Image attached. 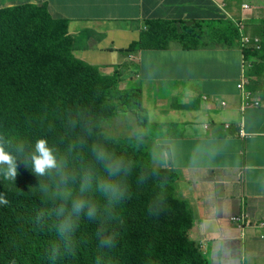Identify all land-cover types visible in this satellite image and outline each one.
I'll list each match as a JSON object with an SVG mask.
<instances>
[{
  "label": "crops",
  "instance_id": "obj_1",
  "mask_svg": "<svg viewBox=\"0 0 264 264\" xmlns=\"http://www.w3.org/2000/svg\"><path fill=\"white\" fill-rule=\"evenodd\" d=\"M21 4L45 5L53 18L66 19L75 58L101 75L118 69L120 86L141 88V131L153 137L141 142L177 169V194L196 218L190 238L209 264H264V227L241 229L229 219L239 212L264 219V101L259 77L249 75L261 105L241 110L242 51L239 41L226 43L237 36L243 4L251 6L246 34L264 35V0H0V9ZM148 20L195 23L198 46L171 41L166 50L121 52L139 41ZM180 87L189 88L186 98Z\"/></svg>",
  "mask_w": 264,
  "mask_h": 264
},
{
  "label": "trees",
  "instance_id": "obj_2",
  "mask_svg": "<svg viewBox=\"0 0 264 264\" xmlns=\"http://www.w3.org/2000/svg\"><path fill=\"white\" fill-rule=\"evenodd\" d=\"M166 24L147 21L142 40L123 52L165 49L163 43L168 40L179 41L184 49L198 46L194 44L199 38L195 23L180 29L176 22H171L172 27ZM260 44L261 49L248 48L243 53L252 62V74L264 77V40ZM118 84L117 75L103 76L96 66L74 58L68 21L52 18L46 6L26 4L0 10V128L12 150L22 155L36 139L45 138L79 167L90 159L91 145L101 142L132 165L126 178L129 197L115 217L82 218L74 251L61 250L55 259H50L56 237L48 202L27 184L0 183V193L8 201L0 205V211L10 209L0 218V225L5 226L0 235L11 238L0 241V264H97L98 257L99 264H208L189 235L195 215L190 202L176 193L178 172L151 166L136 143L126 148L101 131L102 121L117 108L115 100L123 104L136 97L117 93ZM81 138L83 147L69 152ZM24 178L32 181L28 175ZM161 197L162 210L150 215L149 205ZM108 222L112 223L98 236L95 227ZM16 229V235L12 234ZM112 232L113 246L101 249V237Z\"/></svg>",
  "mask_w": 264,
  "mask_h": 264
},
{
  "label": "clouds",
  "instance_id": "obj_3",
  "mask_svg": "<svg viewBox=\"0 0 264 264\" xmlns=\"http://www.w3.org/2000/svg\"><path fill=\"white\" fill-rule=\"evenodd\" d=\"M221 7H223V5H221ZM242 9L244 13L242 20L234 21L235 29L237 32L236 37L238 38H236L235 40L233 38V43H231L230 41L226 43L234 44L236 41H239L240 43V48L242 51V66L244 70L243 72H241L240 78L238 79L239 83L237 87L239 89L242 100L241 110L244 112L248 108L260 106L261 100L253 97V93L249 87L250 77L252 78L254 76V74H252L253 65L247 66V63H249L250 61L246 59L243 52L248 48H254L256 50L261 49L260 42H262L264 38L261 39V37H252L246 34L245 24L243 20H245L250 13L251 6L243 4ZM161 22L167 23L166 25L172 27V24L169 21ZM178 24L180 26V23ZM175 25L177 26V24ZM179 26L178 28L180 29ZM146 30L147 25L144 31ZM70 38L72 39L71 36ZM141 40L142 35L137 42H140ZM171 41L177 40H168L163 43H166L165 49L155 50H166L168 48L169 42ZM132 44L133 43H131L130 45ZM136 50L130 52H123V50H121V52L125 53L126 55L129 54L130 56ZM96 67L99 69L98 66ZM114 74L119 77L118 86H120V70L115 69L114 73H112L111 75H102L113 76ZM260 80H262V82H260ZM255 82L258 83V86L264 87V77H259V79H257ZM258 86L256 87L257 90ZM131 87L132 85H129L127 87V90L122 93H126L128 95L135 94L132 93ZM258 91L263 97L264 101V90L260 89ZM114 104L117 108L112 112L110 117L102 121L103 130L101 131L108 137H111L104 129L105 122L108 121L106 123L117 124L120 118L119 114H122L121 111L125 112L124 107L126 104H129V111L133 115V120H136L138 118L146 119L135 123L136 129L133 131V135H126L124 137H121L120 139L115 140L123 142L126 148L130 143H136L137 146L144 151V144H142L141 142L142 135H144V138L148 139L153 137L151 133L149 134L148 132H146V134L140 133L141 129L145 126V121L147 120V115L143 107L142 99H139L136 95L135 98H130L127 103L119 104L115 100ZM223 104L225 105L226 103ZM117 116L119 117L116 120H110L111 118ZM170 126L172 127V124H170ZM118 129L119 132L124 130V128L122 127H118ZM136 132H138L137 138L134 136ZM240 135L242 137L247 136V132L244 130L243 126L241 128ZM84 144L85 141L83 138H81L74 145H71L68 151L72 152L77 147H83ZM19 151H23V145L20 146ZM16 155L19 154L12 150L9 143L4 139L0 128V183L13 182L19 187H22L23 184H27L29 187L38 189L42 198H44L50 205V215L53 221V229L56 237V240L54 241L53 255L50 257V259H55L56 255L59 254L61 250L65 252L74 251L75 234L78 231L79 223L82 218H87L88 220H97L102 217L114 218L119 206L129 197V188L126 182V178L131 171L132 165L123 156L117 155L115 152L111 151L104 143H93L90 147V159L87 162L82 163L79 167H76L74 165L73 160L69 159L68 155H65V153L63 152H59L57 148L50 145L49 141L45 138H38L33 144L29 145L28 148L24 150V153L22 155H19L22 156L21 159H18ZM152 158L154 162H159L161 160V157L155 153L153 154ZM149 164L154 167H172L177 171L175 166L171 163H166L159 166L152 165L150 162ZM25 175L30 176L32 181L25 182ZM2 178L4 179V181H2ZM139 179L140 182H143V180L145 179L144 174H141ZM7 203L8 201L4 197V192L0 193V204L6 205ZM162 206L163 198L161 197L158 198L157 202L149 205V214L157 215L159 211L162 210ZM235 215L242 216V220L234 221L232 218ZM229 219L231 222L237 225L239 223L238 226L241 229L245 227H251L255 229L264 227V219L255 220L249 217L248 214H245L243 212L232 214L229 216ZM102 231L103 229L101 228L97 235L99 236L100 232ZM112 246L113 239L110 236L101 237L99 244V247L101 249H110ZM10 264H16V262L11 261ZM97 264H99V257L97 258Z\"/></svg>",
  "mask_w": 264,
  "mask_h": 264
},
{
  "label": "rangeland",
  "instance_id": "obj_4",
  "mask_svg": "<svg viewBox=\"0 0 264 264\" xmlns=\"http://www.w3.org/2000/svg\"><path fill=\"white\" fill-rule=\"evenodd\" d=\"M131 89H132L131 90L132 93H135L139 99H142V93H141L142 90H141V88L138 85H132ZM126 90H127V85L118 86L115 89V91L117 93H119V94H121L122 92H124ZM180 90L182 91V95L185 98H186V94L187 93L190 94L188 87H180ZM124 109H125V112L121 111L122 114H119L120 118H119V121H118L117 124H115V123H106L108 121H106L105 124H104L105 131L107 132L108 135H110L114 139H120L121 137H124L126 135L127 136L133 135L132 133L136 129L135 123L139 122V121H143V120L146 119V118H138L136 120H133V115L129 111V104H126ZM118 111H119V109H118ZM101 116H102V114H101ZM119 116L111 118L110 120H116ZM102 123H101V130H103ZM174 125L175 124H172V126H174ZM118 127H122V128H124V130L119 132ZM137 133L138 132H136L134 134V136L136 138H137ZM140 133H142V134L145 133L146 134V132H143V131H140ZM148 140L151 141V139H148ZM144 151H145V154H146V157H147L148 161L152 165H156V166L163 165L162 153L157 149V147H155L151 143H145L144 144ZM154 153L161 157V160L159 162H154V160L152 158ZM238 225H239V223H238ZM203 254H204V252H203ZM204 256H205V254H204ZM205 258H206V260H207V262L209 264V261H208L206 256H205Z\"/></svg>",
  "mask_w": 264,
  "mask_h": 264
},
{
  "label": "bare ground",
  "instance_id": "obj_5",
  "mask_svg": "<svg viewBox=\"0 0 264 264\" xmlns=\"http://www.w3.org/2000/svg\"><path fill=\"white\" fill-rule=\"evenodd\" d=\"M16 156H17V155H16ZM2 181H4L3 178H2ZM4 197H5V194H4ZM0 205H1V204H0ZM9 210H10V209H9L8 207H3L2 210L0 211V218L3 217V216H5V215L9 212ZM114 221H115V219H114ZM114 221H113V222H114ZM110 223H112V222H108L107 224H99V225H97V226L95 227L94 231L99 232L101 228H103V227H108V225H109ZM4 228H5L4 225H0V232H1ZM16 231H17V229H16V230H12V234L16 235ZM107 231H109V229L106 230V232H107ZM114 234H115V232H112V234H111V235H108V236H110L111 238H113ZM104 236H105V235H104ZM2 240H11V238H10V237H5V236H1V235H0V241H2Z\"/></svg>",
  "mask_w": 264,
  "mask_h": 264
},
{
  "label": "built area",
  "instance_id": "obj_6",
  "mask_svg": "<svg viewBox=\"0 0 264 264\" xmlns=\"http://www.w3.org/2000/svg\"><path fill=\"white\" fill-rule=\"evenodd\" d=\"M234 221H241L242 220V216H240V215H235V216H233V218H232Z\"/></svg>",
  "mask_w": 264,
  "mask_h": 264
}]
</instances>
